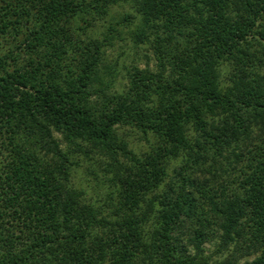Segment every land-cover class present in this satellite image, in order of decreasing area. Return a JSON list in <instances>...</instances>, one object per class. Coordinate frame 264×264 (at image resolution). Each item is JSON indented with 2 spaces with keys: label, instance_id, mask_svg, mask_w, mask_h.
<instances>
[{
  "label": "trees",
  "instance_id": "16d2710c",
  "mask_svg": "<svg viewBox=\"0 0 264 264\" xmlns=\"http://www.w3.org/2000/svg\"><path fill=\"white\" fill-rule=\"evenodd\" d=\"M0 264H264V0H0Z\"/></svg>",
  "mask_w": 264,
  "mask_h": 264
},
{
  "label": "rangeland",
  "instance_id": "374dc122",
  "mask_svg": "<svg viewBox=\"0 0 264 264\" xmlns=\"http://www.w3.org/2000/svg\"><path fill=\"white\" fill-rule=\"evenodd\" d=\"M127 11H130V7L126 4L124 7H116L113 9L112 14L115 19L119 17L120 14ZM104 26L105 25L103 22L100 23L96 30L97 34H99V31L105 30ZM124 38L125 39L123 41L116 40L115 47L108 52V60L110 62L115 64L116 61H118L115 90H121L125 88L127 83V71L133 66H137L140 69H145L148 66L151 69L155 68L153 57L147 49H145L143 46L136 47L127 35H124ZM131 143L132 147L137 151L140 149L142 150L144 148L143 146H145L144 141H138L137 138L132 139ZM86 164H89V162ZM83 165L84 167L86 166L85 163ZM83 168L77 173V182H86L87 180H92V177L89 176ZM211 249L213 248L211 247Z\"/></svg>",
  "mask_w": 264,
  "mask_h": 264
}]
</instances>
